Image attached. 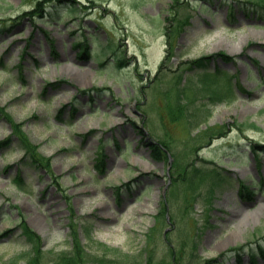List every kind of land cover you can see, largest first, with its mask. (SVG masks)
<instances>
[{"label": "rangeland", "instance_id": "obj_1", "mask_svg": "<svg viewBox=\"0 0 264 264\" xmlns=\"http://www.w3.org/2000/svg\"><path fill=\"white\" fill-rule=\"evenodd\" d=\"M253 1L0 0V264L34 255L23 221L42 238L40 263L81 246L88 264H253L254 251L264 264V17ZM203 55L210 69L192 67ZM178 105L187 111L172 121ZM153 140L169 142L171 174L185 169L175 187ZM215 169L229 183L212 193Z\"/></svg>", "mask_w": 264, "mask_h": 264}, {"label": "trees", "instance_id": "obj_2", "mask_svg": "<svg viewBox=\"0 0 264 264\" xmlns=\"http://www.w3.org/2000/svg\"><path fill=\"white\" fill-rule=\"evenodd\" d=\"M188 2H189V0H187V1H184V0H172L171 10H173L174 8L176 9L179 6L183 7L186 4L188 6L189 5ZM252 5H257L258 6L257 9H259L258 10L259 16L264 17V0H259V2L253 1ZM28 13L29 12H27V14ZM185 13L190 14L188 12H185ZM189 18H190V15L183 16L180 19V21H178L179 22V27L176 30H181L185 26V23L188 22ZM171 31H173V30L171 29ZM169 33H170V31L168 32V35H169ZM85 52H87V50H85L84 53ZM209 59H210V56H202L200 58L193 59L190 63L192 65V67H199V68L203 69V68L208 67ZM210 98L215 101V100H223L224 98H226V96L222 97V94L220 92L218 94L215 92V94L213 96H211ZM179 103H181V102H179ZM173 109H175V108H173ZM173 109H172L171 112H173ZM178 109L182 110V111H179V117H174V115L171 116V120L172 121L173 120L175 121L176 119L180 118L187 111L183 107H181L180 105H178ZM3 115L8 117V119L11 120L10 116H8L7 113L4 112ZM9 141H10V139H9ZM4 143H8V141H5V142L0 143V144H4ZM164 147H169V144L166 141L164 143H162V144L153 143V145H151V147H150V149H151L150 150V154L152 155L153 158H155L157 160H160V161H164V159H168L169 158L168 157V153H167V151H166V149ZM24 148H25V151H26L25 157H30L31 160H34L35 162H37V161L39 162L38 159H35V153H36L35 148L31 147V145L28 143L27 140H25V142H24ZM100 163L104 164V161H101ZM100 163L97 164L98 167H101ZM175 166H179V163L176 162L173 167H175ZM198 171H199V169L196 170V173ZM180 174L183 176L182 179H184L185 173L183 172V173H180ZM212 177H215L216 181H211L209 179V183H211V187H210L211 190H213L216 186L221 184L222 183L221 181H226V178L223 177V174L221 172H219V171H214ZM179 179H180L179 177H176V176L173 175L172 184L176 183V181L179 180ZM212 180H213V178H212ZM241 187H242V188H240L241 192L243 190L249 192L250 186L246 185V183H242ZM121 188L122 187L118 186V189H117L118 192L117 193L120 192ZM165 210H166V206H165ZM21 227L23 228V234H25L27 239L31 240L33 242L32 244L35 246L34 255L30 258V260L27 261L26 264H88V263L92 262L90 254L88 252H86L84 248H82L81 246H78V247H76L74 249L72 254H69V253L63 254L61 259H60V261L53 262V259H52L50 262L49 261L48 262L44 261L43 263H40L39 253L41 254V251L43 249L42 248L43 245L41 244V239H42L41 236H38L37 233L33 232V230L30 227H28V225L24 221L21 223ZM243 248L244 247L232 248V250L234 251V254L238 257V260L239 259L242 260L241 253L243 251ZM262 253L264 254L263 250H262ZM254 254H255V252L252 253V255L254 256L253 262L255 261V255ZM94 258L92 260H94ZM151 259H152V257L150 256L147 259L148 260L147 264L148 263L151 264ZM98 260L101 262V264H108L107 262H104L102 259H98ZM216 261H220V259L219 258H211V260H206L204 262H202L200 260H195L194 264H210L211 262H216Z\"/></svg>", "mask_w": 264, "mask_h": 264}]
</instances>
